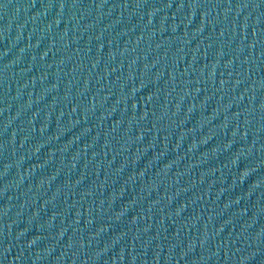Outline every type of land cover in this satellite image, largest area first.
Wrapping results in <instances>:
<instances>
[{"label": "water", "instance_id": "95a60500", "mask_svg": "<svg viewBox=\"0 0 264 264\" xmlns=\"http://www.w3.org/2000/svg\"><path fill=\"white\" fill-rule=\"evenodd\" d=\"M0 264H264V0H0Z\"/></svg>", "mask_w": 264, "mask_h": 264}]
</instances>
